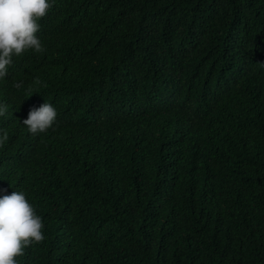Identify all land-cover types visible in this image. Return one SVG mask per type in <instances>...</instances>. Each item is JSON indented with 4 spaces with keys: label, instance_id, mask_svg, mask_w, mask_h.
Here are the masks:
<instances>
[{
    "label": "trees",
    "instance_id": "obj_1",
    "mask_svg": "<svg viewBox=\"0 0 264 264\" xmlns=\"http://www.w3.org/2000/svg\"><path fill=\"white\" fill-rule=\"evenodd\" d=\"M39 23L45 52L0 79V197L44 223L18 264H264V0H54Z\"/></svg>",
    "mask_w": 264,
    "mask_h": 264
},
{
    "label": "clouds",
    "instance_id": "obj_2",
    "mask_svg": "<svg viewBox=\"0 0 264 264\" xmlns=\"http://www.w3.org/2000/svg\"><path fill=\"white\" fill-rule=\"evenodd\" d=\"M54 0H0V79L9 73L13 57L28 50L44 53L45 47L38 38L39 21L47 16ZM21 83L14 87L20 88ZM32 95L29 89L28 97ZM7 113V106L0 105V116ZM57 109L49 102L30 109L23 120L32 135L45 133L53 128ZM9 139L7 131L0 136V147ZM42 217L22 191H13L0 197V264H18L17 257L25 249L45 240Z\"/></svg>",
    "mask_w": 264,
    "mask_h": 264
}]
</instances>
